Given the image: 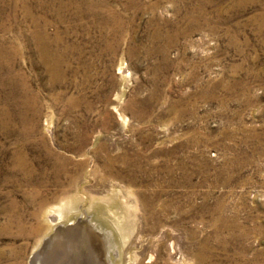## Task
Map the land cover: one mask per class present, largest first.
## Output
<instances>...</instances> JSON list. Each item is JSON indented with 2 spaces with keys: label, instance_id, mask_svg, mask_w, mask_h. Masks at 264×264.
Wrapping results in <instances>:
<instances>
[{
  "label": "rangeland",
  "instance_id": "1",
  "mask_svg": "<svg viewBox=\"0 0 264 264\" xmlns=\"http://www.w3.org/2000/svg\"><path fill=\"white\" fill-rule=\"evenodd\" d=\"M93 1L112 52L72 0H0V264H264V0ZM31 28L72 46L51 82Z\"/></svg>",
  "mask_w": 264,
  "mask_h": 264
},
{
  "label": "bare ground",
  "instance_id": "2",
  "mask_svg": "<svg viewBox=\"0 0 264 264\" xmlns=\"http://www.w3.org/2000/svg\"><path fill=\"white\" fill-rule=\"evenodd\" d=\"M95 9H96V5L93 0H72V10H73L72 13L75 14V13L82 12V10H85L88 15V19H89L88 21L91 24L96 25L98 29V33L96 36L97 38L96 43H97L98 51L112 52V49L115 46V42L117 40V35L116 33H114V31L118 28L119 24L116 22L115 17L111 13L105 14L101 12L100 15H96L98 12L95 14L94 12ZM27 33H28L27 36L24 34L23 41H22V49L24 51L23 53L24 60L29 61V55L31 54L33 56V61L38 63V65L44 72L45 74L44 77L46 78L45 80H47V82H51L52 79H55L57 76L61 74L63 66L66 65L65 62L61 61V59L69 51V49L72 46L70 45V43L66 41H59L58 35L55 32H50L49 34L45 35L43 31L41 30V28H31L30 30L28 29ZM28 49L30 50L31 53L28 52ZM1 52L2 51L0 50V57H1ZM5 54L7 53L5 52ZM113 67L116 72H119V73L124 72L122 69V66L120 65V62L119 63L116 62ZM0 112L1 114L5 112L4 106H0ZM130 112L132 114V110ZM128 154H129L128 155L129 157H132V150H130ZM120 155H122V153H120ZM116 157H118V155ZM16 160L17 159L13 158L14 163L16 162ZM131 164H132V161H131ZM45 214L48 217L47 220H49L50 222L52 219V215H51L52 213L47 211V213ZM80 215L81 217H83L82 214H79L77 212H72V213H69L67 216H65L62 220L60 219L61 221L60 220L51 221V223L48 225V228L42 233L40 240L43 241L44 238L48 237V241H49L51 236L56 231H59V230H61L65 234L70 233V234H77V235H80L82 231V234L80 235L82 239L83 237L89 236V235L84 236V233H85L84 225H80L82 223ZM62 235L63 234L61 233V237ZM55 236H57L56 233H55ZM53 237H52V240L50 241L55 243V240L53 239ZM85 241L87 242V244L90 242L88 238ZM81 242H84V240L80 241V243ZM76 243H79V242H76ZM54 254H56V252H54ZM72 255L73 254L66 256L67 260H69L70 259L69 257ZM49 256L50 255H48V257ZM26 259L29 263H32L30 253L28 254V256H26ZM45 260H48V258L46 257ZM72 263L70 262V264ZM48 264H58L57 256L53 255L52 258L48 260Z\"/></svg>",
  "mask_w": 264,
  "mask_h": 264
}]
</instances>
